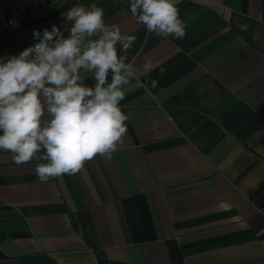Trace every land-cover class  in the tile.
Instances as JSON below:
<instances>
[{"label":"crops","instance_id":"0c3cea01","mask_svg":"<svg viewBox=\"0 0 264 264\" xmlns=\"http://www.w3.org/2000/svg\"><path fill=\"white\" fill-rule=\"evenodd\" d=\"M129 2L60 0L0 31V57L18 55L96 4L136 37L126 62L152 64L147 90L126 86L110 159L42 183L43 161L0 150V264H264V0H179L183 39L149 33Z\"/></svg>","mask_w":264,"mask_h":264},{"label":"clouds","instance_id":"9594fccd","mask_svg":"<svg viewBox=\"0 0 264 264\" xmlns=\"http://www.w3.org/2000/svg\"><path fill=\"white\" fill-rule=\"evenodd\" d=\"M178 2L130 0L129 6L149 33L183 39ZM104 15L96 4L73 6L64 16L69 35L56 25L34 30L35 44L0 57V150L12 153L17 165L43 161L35 167L39 182L75 175L97 155L110 159L127 131L120 107L126 86L135 79L146 88L138 75L151 70V61L140 69L126 62L120 53L136 37L106 23ZM82 73H91L95 83L86 85Z\"/></svg>","mask_w":264,"mask_h":264},{"label":"built area","instance_id":"2783aa9c","mask_svg":"<svg viewBox=\"0 0 264 264\" xmlns=\"http://www.w3.org/2000/svg\"><path fill=\"white\" fill-rule=\"evenodd\" d=\"M60 0H0V31L14 33L20 28V19L31 10L53 8ZM34 40L28 47L35 44Z\"/></svg>","mask_w":264,"mask_h":264},{"label":"water","instance_id":"95a60500","mask_svg":"<svg viewBox=\"0 0 264 264\" xmlns=\"http://www.w3.org/2000/svg\"><path fill=\"white\" fill-rule=\"evenodd\" d=\"M69 31H70V30H67V31L63 32L64 35H65V36L69 35Z\"/></svg>","mask_w":264,"mask_h":264}]
</instances>
